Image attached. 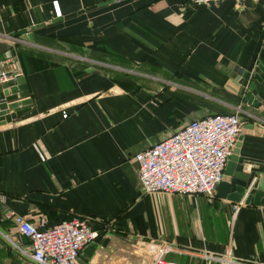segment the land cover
<instances>
[{
    "label": "crops",
    "instance_id": "obj_1",
    "mask_svg": "<svg viewBox=\"0 0 264 264\" xmlns=\"http://www.w3.org/2000/svg\"><path fill=\"white\" fill-rule=\"evenodd\" d=\"M2 74L30 103L0 122V219H87L78 264H264V137L240 143L239 203L143 194L134 161L193 120L264 131V0H0ZM3 238L0 264H27Z\"/></svg>",
    "mask_w": 264,
    "mask_h": 264
},
{
    "label": "built area",
    "instance_id": "obj_2",
    "mask_svg": "<svg viewBox=\"0 0 264 264\" xmlns=\"http://www.w3.org/2000/svg\"><path fill=\"white\" fill-rule=\"evenodd\" d=\"M245 0H190L193 5H210ZM8 60L9 56L5 55ZM6 76H0L4 82ZM241 130L238 114L215 115L193 120L170 138L137 153L134 161L143 194L211 196L221 181ZM12 225L26 239L23 246L0 234L20 252L27 264H78L82 251L99 237L89 221L73 218L47 228L4 210L0 219ZM152 251V247H149ZM152 264H174L158 251Z\"/></svg>",
    "mask_w": 264,
    "mask_h": 264
},
{
    "label": "water",
    "instance_id": "obj_3",
    "mask_svg": "<svg viewBox=\"0 0 264 264\" xmlns=\"http://www.w3.org/2000/svg\"><path fill=\"white\" fill-rule=\"evenodd\" d=\"M27 96L28 93L25 85L23 84L22 78L0 83V122H10L15 118L24 115L27 112L26 109H17L20 106H27L30 103L29 100H25L20 103H16V101ZM246 98L250 99V93L247 94ZM247 132H251L254 136L264 137V131L258 127L244 125L241 128L233 153L225 166L221 181L215 188L216 196L221 199H228L239 203L246 194L248 177L235 172L234 169L237 163H241V159L238 157L239 147L244 135H246ZM250 199L251 196L248 195L245 203H249Z\"/></svg>",
    "mask_w": 264,
    "mask_h": 264
},
{
    "label": "trees",
    "instance_id": "obj_4",
    "mask_svg": "<svg viewBox=\"0 0 264 264\" xmlns=\"http://www.w3.org/2000/svg\"><path fill=\"white\" fill-rule=\"evenodd\" d=\"M1 224H7V225H10L9 223H7V222H1ZM21 239H22V243H21V245H23V246H26L27 244H28V241L26 240V239H24V238H22V237H20ZM3 240L5 241V239L3 238ZM9 247H10V250H12V251H16L17 253H18V255L21 257V258H23V256L20 254V252L19 251H17L13 246H11V245H9ZM24 259V258H23Z\"/></svg>",
    "mask_w": 264,
    "mask_h": 264
}]
</instances>
